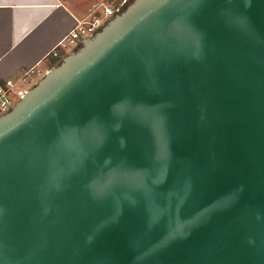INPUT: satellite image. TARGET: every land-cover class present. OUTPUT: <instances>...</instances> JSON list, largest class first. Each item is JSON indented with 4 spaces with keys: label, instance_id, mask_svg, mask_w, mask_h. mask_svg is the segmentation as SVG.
<instances>
[{
    "label": "water",
    "instance_id": "95a60500",
    "mask_svg": "<svg viewBox=\"0 0 264 264\" xmlns=\"http://www.w3.org/2000/svg\"><path fill=\"white\" fill-rule=\"evenodd\" d=\"M0 264H264V0H132L0 115Z\"/></svg>",
    "mask_w": 264,
    "mask_h": 264
},
{
    "label": "crops",
    "instance_id": "0c3cea01",
    "mask_svg": "<svg viewBox=\"0 0 264 264\" xmlns=\"http://www.w3.org/2000/svg\"><path fill=\"white\" fill-rule=\"evenodd\" d=\"M107 0H0V84L22 70L46 72L72 49L47 56L91 5ZM35 76H30L34 78Z\"/></svg>",
    "mask_w": 264,
    "mask_h": 264
},
{
    "label": "built area",
    "instance_id": "2783aa9c",
    "mask_svg": "<svg viewBox=\"0 0 264 264\" xmlns=\"http://www.w3.org/2000/svg\"><path fill=\"white\" fill-rule=\"evenodd\" d=\"M123 9L121 4H109L104 1L91 5L84 17L74 20L71 30L47 56L58 58L59 49H65L66 46L77 48L84 39L91 38L111 17L118 15ZM43 74L32 69L22 70L12 78L3 80L0 84V115L7 113L33 84L31 75L36 77Z\"/></svg>",
    "mask_w": 264,
    "mask_h": 264
},
{
    "label": "rangeland",
    "instance_id": "374dc122",
    "mask_svg": "<svg viewBox=\"0 0 264 264\" xmlns=\"http://www.w3.org/2000/svg\"><path fill=\"white\" fill-rule=\"evenodd\" d=\"M107 1H109V4H112V3H114V2H117V1H119V0H107ZM132 0H127V4L126 5H128L130 2H131ZM123 8H125V7H123ZM66 48L69 50V49H72L73 47H71V46H66ZM59 62V61H58ZM57 62V63H58ZM41 74H42V72H40ZM41 76L42 75H40V76H36V77H34L33 79H32V81H33V84L29 87V88H31L40 78H41Z\"/></svg>",
    "mask_w": 264,
    "mask_h": 264
},
{
    "label": "flooded vegetation",
    "instance_id": "af4514ba",
    "mask_svg": "<svg viewBox=\"0 0 264 264\" xmlns=\"http://www.w3.org/2000/svg\"><path fill=\"white\" fill-rule=\"evenodd\" d=\"M112 4H121L123 7H125L126 4H127V0H119V1L114 2V3H112Z\"/></svg>",
    "mask_w": 264,
    "mask_h": 264
}]
</instances>
